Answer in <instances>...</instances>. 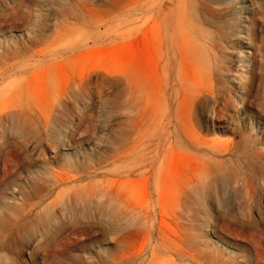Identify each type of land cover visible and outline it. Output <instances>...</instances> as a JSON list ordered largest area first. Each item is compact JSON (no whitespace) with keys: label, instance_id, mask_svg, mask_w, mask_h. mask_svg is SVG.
I'll use <instances>...</instances> for the list:
<instances>
[{"label":"rangeland","instance_id":"374dc122","mask_svg":"<svg viewBox=\"0 0 264 264\" xmlns=\"http://www.w3.org/2000/svg\"><path fill=\"white\" fill-rule=\"evenodd\" d=\"M252 2L262 15L252 29L261 43L264 0ZM156 3L147 4L146 36L143 0H0V193L21 189L67 196L113 190L146 213L142 220L147 229L172 232L168 236L182 248L188 204L193 200L199 206V200L196 226L208 231L206 240L223 264H264L263 187L255 209L243 208L242 198L233 201L237 209L226 211L198 197L187 202L189 178L208 151L235 148L243 135L264 146L261 59L253 61L245 39L232 38L231 72L223 77L222 93L232 99V111L215 116L211 100L205 107L182 110L169 86L160 32L151 29ZM249 62L257 66L253 84L246 74ZM180 121L193 128H182ZM128 157L133 164L141 162L143 176L138 170L127 175ZM239 158L213 157L228 164ZM56 177L70 183L56 188L40 182ZM202 212L209 219H202ZM155 235V242L146 234L135 242L136 248L145 247L146 257L151 244L162 242ZM90 239L85 243L89 249L106 250L98 235ZM72 241L51 243L48 263L39 253L35 264H77ZM165 250L160 246L156 253L160 264H182ZM21 259L31 264L28 255Z\"/></svg>","mask_w":264,"mask_h":264},{"label":"bare ground","instance_id":"6f19581e","mask_svg":"<svg viewBox=\"0 0 264 264\" xmlns=\"http://www.w3.org/2000/svg\"><path fill=\"white\" fill-rule=\"evenodd\" d=\"M143 1V27L144 35L147 36L149 0ZM224 1L158 0L156 3L159 4L158 8L155 7L157 11L154 10L155 8L152 9L153 12L150 10L152 13L154 11L157 13H154L152 19L154 25L151 29H157L156 31L160 32V40L165 49L164 66L170 82L169 86L182 110L191 111L198 106H204L211 100L214 103L215 116L232 111V99L222 95L226 90L223 77L231 72L232 38L246 40L244 44L251 52L249 54L252 55L253 61L261 59L260 70L264 72V31L261 43H257V39L253 37L255 33L252 31L257 19L262 15L254 9L255 3L252 0H231L230 3L233 4H227ZM250 64L251 62L248 63L250 70L248 69L246 74L250 75L253 84L257 66L255 62ZM263 86L264 80L260 81L258 88L261 89ZM262 112L259 125L264 131V110ZM180 126L193 128L191 123L182 121ZM262 137L264 139V134ZM240 138L241 143L237 147L208 151L206 159L197 162V170L194 168L195 175L188 181L187 202L198 197L196 199H201L206 205H212L211 203L215 202V205L219 207L217 209L225 210L236 206L233 205L234 199L242 198L243 208L252 209L258 206L256 194L258 189L263 187L262 190H264L263 142L258 139L252 140L247 135ZM216 155L232 158L239 156L240 161L230 164L216 162L213 159ZM159 157L153 159V163H156ZM126 163L128 176L134 170H138V173L140 171L141 176L144 175L141 171V162L133 164V159L128 157ZM234 164L237 166L234 167ZM40 182L56 188L70 183L69 179L58 177ZM102 190L87 194L86 191L85 195L79 194L80 192L71 195L67 193V196L59 191L53 195L44 192H26L21 189L15 192H1L0 264H26L21 259L24 254L28 255L31 264H35L39 253L44 254L45 263L46 261L48 263L49 245L64 238L73 240L77 264H143L144 262L160 264L161 259L159 260L156 256L160 246L164 247L166 252L175 255L182 264H223L221 254L206 240L208 231L205 227L196 226L200 217L197 210L199 209L197 207L201 206L199 200L194 199L199 206H196L197 203L193 200L190 203H196H193L196 206V212L192 209L193 206L187 203L188 207H191L188 209L189 229L185 247L182 248L168 236L172 232L167 234L162 228H159L157 232L147 229L142 220L146 213L126 203L123 195L116 194L112 192L113 190L109 192ZM237 205L239 206V203ZM208 211L210 212L209 208ZM222 213L225 215V212ZM227 215L225 216L228 217ZM201 216L206 220L210 217L208 212H202ZM205 223L206 225L204 223L202 225L210 227L207 222ZM144 228H146L145 232ZM140 234H146V237L152 236V238L156 234L162 241H160L161 244L158 242L156 245L151 244L149 257L145 256V247L136 248L135 242ZM92 235H98V242L106 246L105 251L96 252L89 249L90 246H85L86 242L92 240L90 239ZM164 263L167 264L165 261Z\"/></svg>","mask_w":264,"mask_h":264}]
</instances>
